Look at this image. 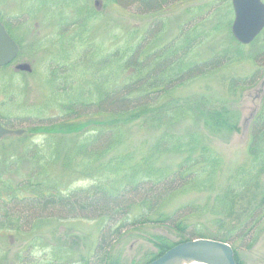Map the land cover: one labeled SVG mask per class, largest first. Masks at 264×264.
<instances>
[{
  "label": "rangeland",
  "instance_id": "1",
  "mask_svg": "<svg viewBox=\"0 0 264 264\" xmlns=\"http://www.w3.org/2000/svg\"><path fill=\"white\" fill-rule=\"evenodd\" d=\"M151 1L0 0V21L18 44L16 58L0 67V121L10 130H22L0 139V215L5 212L2 204L21 203L39 194H66L98 180L106 181L103 174L110 168L107 161L126 158V154L131 166L136 167L139 159L148 157L145 168H173L182 156L162 154L158 148L162 129L148 128L140 115L115 122L123 125L124 134L112 151L87 162L80 155L72 160L77 145L83 142L86 146L97 135V127H107L109 123L102 126L97 120L96 124L89 123L91 116L87 113L77 117L65 114L63 117L71 118L67 121L61 111L65 103H80L78 109L83 110L90 101L99 99L100 92L93 90L95 81L107 83L103 87L106 89L109 79L125 78V73L111 75L106 62L101 66L107 67L105 71L95 75L90 70L80 76L81 84L94 81L91 86H83L86 89L71 94L66 78L75 75L74 79H79L74 70L79 73L89 69L86 67L97 66L116 50H137L150 26L155 27L156 38H149L146 43L155 49L183 39V32L194 26L192 38L198 41L192 51L188 54L181 44L172 48L186 51L185 57L194 63L213 59L221 62L181 86L173 100L166 103L169 107L198 111L200 118L186 117L164 131L173 134L202 131L205 144L221 161L208 188L203 191L185 188L174 194L165 203L162 215L182 214L180 221L188 232L203 234L193 239L227 238L234 245L238 264H264V216L259 222L256 218L247 222L250 211L264 201V171L260 175L253 171L257 177L247 185L237 183L243 178L237 174L239 169L251 167L248 153L251 123L259 113H264V28L251 43L244 45L231 35V0H155L160 6L157 10L154 7L156 11L142 6L153 4ZM144 50L148 52L147 46L142 47L141 55ZM118 62L115 60L112 67H118ZM17 64H28L30 70H19ZM64 96L66 99L62 100ZM75 99L89 100L84 104ZM166 105L158 110L164 113L168 110ZM110 124L115 127L113 121ZM73 149L68 159L67 150ZM231 185L239 187L236 194ZM135 214L136 211L132 212V217ZM89 218L25 221V226L39 225L36 230L27 231L28 235L16 232L13 223L16 218L5 220L0 225V264H86L96 254L98 239L108 226ZM245 222L249 227L256 224L255 234L251 241L249 238L239 245L242 238L237 236V229ZM176 233L167 223L123 230L112 241L118 243L114 251L120 252L113 255V260L115 264L142 263L146 253L157 251L150 240L153 234L176 241Z\"/></svg>",
  "mask_w": 264,
  "mask_h": 264
},
{
  "label": "trees",
  "instance_id": "2",
  "mask_svg": "<svg viewBox=\"0 0 264 264\" xmlns=\"http://www.w3.org/2000/svg\"><path fill=\"white\" fill-rule=\"evenodd\" d=\"M156 1L153 0L151 1L153 4L147 3L142 6L144 8L146 6L151 7L153 8H150L151 11H156L160 8ZM154 7H157L156 10ZM147 30L137 50L132 49L129 52L116 50L110 53L107 61H99L97 66L86 67L89 69L79 73L74 70L79 79H74L75 75L66 78L69 81V91L71 94L73 92L75 94L81 88L86 89L83 86H91L94 82L88 81L90 84H81L80 76L83 77L90 70H93L95 75L105 71L107 67L101 66L106 62H108L111 75L117 77L125 73L124 81L109 79L110 83L106 89L103 87L107 83L95 81L97 83H94L93 90L100 92L99 99L90 101L89 104H87L89 99H75L77 102L87 104L83 110L78 109L80 103L75 105L63 104L62 117L65 114L68 117H72V114L77 117L87 113L91 116L88 118L89 123L95 122V120L98 121V125L109 123L107 127L102 125V128L97 127V135L90 138L86 146L80 142L75 149L72 160L80 155L85 156L82 160L87 162L86 160L98 158L99 154L112 151L120 144L124 134L123 125L118 126L115 122L129 116L140 115L143 124L148 128L162 129L163 138L159 139L161 135L158 138V148L162 149V154L170 152V154H179L182 156L180 161L173 168L158 166L153 169L149 166L145 168L148 157H143L137 161V169L135 165L131 166L129 154L125 155L126 158L110 159L107 161L110 168L103 174L106 181L98 180L89 187L73 190L66 194L61 192L50 195L39 194L32 200L29 199L21 203L13 201L8 205L2 204L5 212L0 215V225L5 224V220L14 217L17 220L13 222L16 232L28 235L27 231L31 232L32 228L36 230L39 227V225L27 224L29 220L32 222L44 219L63 221L80 217L101 220L103 224H108V226L98 239L96 254L86 264H115L116 260H113V255L118 256L120 252L114 251L115 245L118 243L116 240L115 242L112 241L123 230L150 224L164 225L167 223L178 232L176 233L178 237L176 241H172L163 234H153L150 240L157 251L146 253L142 263L133 261L134 264H146L177 243L195 237H203V234L187 231V226L180 221L184 217L182 214L179 216L178 213H174L164 217L162 215L163 207L174 194L183 191L185 188L196 189V191H203L208 188L207 186L214 178L221 160L219 155L205 144L202 131L195 130L188 134H173L164 131L168 126L171 127L186 117L194 116L195 119H198L201 115L198 111L191 109L190 112V109L183 106L169 107L166 103L173 100L177 89L218 67L217 65L221 61H214L213 59L208 63H194L192 59L185 57L186 51L172 48L181 44L183 45L182 49L187 48L189 54L192 51L191 47L195 46L198 41L192 38L194 26L190 28V31L183 32L184 40L181 37L179 41L177 39L163 43L157 49L152 44L146 43V40L155 37V27L150 26ZM145 46H147L148 52L144 50L145 53L141 55L142 47ZM115 60L119 61L118 67H112ZM87 91L90 92L91 87ZM61 99L65 100L66 96L61 97ZM165 105L168 110L161 113L158 109L162 106L165 108ZM63 119L68 121L71 118L63 117ZM112 121L115 127H111L110 122ZM250 136L248 153L251 157V167L240 168L237 172L238 175H243V178L239 180L242 183L237 182L241 186L247 185L249 181L257 177V174L260 175L264 171V113H259V117L252 121ZM67 151L69 159L74 149ZM193 152L196 154L192 155ZM72 160L70 159L71 162ZM79 160L81 161V159ZM149 162H152L151 157ZM253 171L258 172L256 176L253 175ZM233 180L236 182V176ZM231 188L235 194L236 190H239V187L235 185H231ZM135 207H138V210H135ZM135 211L136 214L132 217V212L134 214ZM262 216H264V201L250 211L247 222L253 218L259 222ZM20 221L21 223H18ZM25 221L27 222L26 226ZM247 222L241 223L237 229V236L242 238L239 245L249 238L251 241L254 237L255 232L253 231L256 224L249 227ZM41 226H43L42 223ZM220 241L229 243L234 249L233 243L231 244L227 238H220ZM249 245L248 243L247 248ZM244 247H246L245 244ZM235 260L238 264L237 259Z\"/></svg>",
  "mask_w": 264,
  "mask_h": 264
},
{
  "label": "water",
  "instance_id": "3",
  "mask_svg": "<svg viewBox=\"0 0 264 264\" xmlns=\"http://www.w3.org/2000/svg\"><path fill=\"white\" fill-rule=\"evenodd\" d=\"M233 21L231 35L240 44L251 43L264 28V3L261 0H231ZM18 47L0 22V67L9 64L17 55ZM19 70H30L28 64H17ZM22 130H10L0 123V139ZM195 260L208 259L213 264H236L232 247L222 241L196 238L180 242L147 264H177L182 255Z\"/></svg>",
  "mask_w": 264,
  "mask_h": 264
},
{
  "label": "bare ground",
  "instance_id": "4",
  "mask_svg": "<svg viewBox=\"0 0 264 264\" xmlns=\"http://www.w3.org/2000/svg\"><path fill=\"white\" fill-rule=\"evenodd\" d=\"M177 264H213V263L208 259L195 260V258H193L191 255L185 254L179 258Z\"/></svg>",
  "mask_w": 264,
  "mask_h": 264
}]
</instances>
